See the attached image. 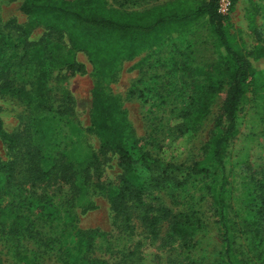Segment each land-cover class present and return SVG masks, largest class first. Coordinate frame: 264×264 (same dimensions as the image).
Listing matches in <instances>:
<instances>
[{"label":"rangeland","instance_id":"obj_1","mask_svg":"<svg viewBox=\"0 0 264 264\" xmlns=\"http://www.w3.org/2000/svg\"><path fill=\"white\" fill-rule=\"evenodd\" d=\"M106 1L113 7L143 11L169 0ZM203 1L192 0L194 5ZM21 3L22 0H0V35L12 32L17 38L19 26L28 21ZM223 6L229 38L250 54L258 83L243 97L237 112L238 130L226 147L225 218L239 259L245 264H260L255 233L264 237V216L259 208L264 193V110L259 90L260 83H264V0H224ZM47 36L61 42L63 52L71 49L66 35L43 26L34 28L29 40L37 42ZM73 54L76 65L71 69L68 65L56 68L49 79L54 97L51 112L55 117L51 113L45 120L46 136L34 127V112L22 100L0 93V117L5 133L12 139L9 144L0 136L1 162L14 164L18 176L21 159L32 145L50 157V165H59V171L70 163L80 172L74 184L61 186L54 178L49 193L55 214L49 219L34 209L20 210L24 191L19 186L12 187L8 199L13 215L5 230L0 227V255L5 264H62L76 233L90 229L104 235L96 239L89 256L114 264H226L222 216L208 191L212 178L205 173L193 175L182 188L154 191L146 198L148 204L164 205L174 214L195 213L200 218L195 242L188 249L181 241L168 238L166 220L160 223L159 238L151 239L142 221L143 211L131 206V202V219L116 214L107 190L99 187L120 185L123 172L118 156L103 150L95 132L89 130L92 89L98 77L85 50L76 49ZM224 54L203 18L173 30L157 45L134 59L122 60L113 74L102 77L105 90L120 99L150 159L187 166L204 160L206 144L219 132L216 123L227 85L219 91L199 126L183 132V114L195 86L225 83ZM15 83L20 85L19 76ZM94 160L96 166L92 164ZM184 175L185 172L180 177ZM20 215L25 220L23 227Z\"/></svg>","mask_w":264,"mask_h":264},{"label":"trees","instance_id":"obj_2","mask_svg":"<svg viewBox=\"0 0 264 264\" xmlns=\"http://www.w3.org/2000/svg\"><path fill=\"white\" fill-rule=\"evenodd\" d=\"M219 6L220 0H204L200 5H194L192 0H169L143 11H128L110 6L106 0H22L21 10L28 21L19 26L17 38L12 32L0 35V93L22 100L34 112V127L46 136L45 120L51 113L55 117L51 112L54 97L49 79L56 68L68 65L71 69L76 65L73 54L76 49L85 50L98 77L92 89L89 130L95 132L103 150L117 154L123 172L119 186L99 187L107 190L116 214L131 219L128 212V202H131V206L143 211L142 221L149 229L151 239L159 238L160 223L166 220L169 222L168 238L181 241L188 249L195 242L200 218L195 213L174 214L164 205L148 204L146 198L154 191L182 188L193 175L205 173L206 177L212 178V182L207 184L208 191L222 216L226 264H245L235 251L234 239L225 218L228 184L225 153L230 138L238 130L237 112L241 101L252 86L256 88L258 85L257 71L250 54L231 42L224 25L227 16L220 13ZM203 18L225 52V83L219 86L212 82L208 86L193 88L181 130L190 131L199 126L219 91L227 85L221 117L216 123L219 132L206 144L203 161L187 166L159 158L150 159V153L137 138L120 99L105 90L102 77L113 74L122 60L134 59L157 45L173 30ZM37 26L60 36L66 35L71 49L63 52L64 45L49 36L31 42L30 33ZM17 76L20 77L19 86L15 83ZM260 89L264 110V83H260ZM0 136L12 144L1 117ZM26 149L18 176L14 164L0 160V227L4 230L10 225L13 215L8 199L13 186L24 191L20 210L34 209L41 217L49 219L55 214L53 196L49 193L55 183L54 178L62 186L74 184L80 175L70 163L61 171L59 165H50V157L39 147L30 145ZM92 164L96 166V160ZM184 172L185 175L180 177ZM259 208L264 216V193ZM20 219V227H23L25 220L21 215ZM255 234L259 239L257 258L260 264H264V237ZM103 235L98 229L78 231L66 249L62 264H114L90 257L96 239ZM0 264H5L1 255Z\"/></svg>","mask_w":264,"mask_h":264},{"label":"built area","instance_id":"obj_3","mask_svg":"<svg viewBox=\"0 0 264 264\" xmlns=\"http://www.w3.org/2000/svg\"><path fill=\"white\" fill-rule=\"evenodd\" d=\"M223 1L224 0H220L219 11H220V13H222L223 15H225V7L223 6Z\"/></svg>","mask_w":264,"mask_h":264}]
</instances>
